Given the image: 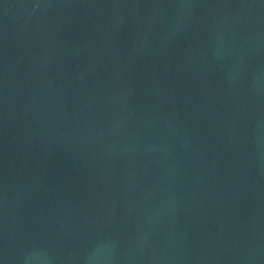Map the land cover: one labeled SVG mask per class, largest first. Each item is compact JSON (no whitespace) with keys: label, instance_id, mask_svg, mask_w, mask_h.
I'll return each mask as SVG.
<instances>
[{"label":"water","instance_id":"obj_1","mask_svg":"<svg viewBox=\"0 0 264 264\" xmlns=\"http://www.w3.org/2000/svg\"><path fill=\"white\" fill-rule=\"evenodd\" d=\"M0 264H264V0H0Z\"/></svg>","mask_w":264,"mask_h":264}]
</instances>
